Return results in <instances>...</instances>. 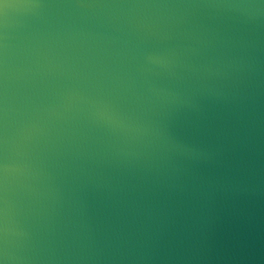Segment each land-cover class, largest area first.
<instances>
[{
	"label": "water",
	"instance_id": "1",
	"mask_svg": "<svg viewBox=\"0 0 264 264\" xmlns=\"http://www.w3.org/2000/svg\"><path fill=\"white\" fill-rule=\"evenodd\" d=\"M3 264H264V0H7Z\"/></svg>",
	"mask_w": 264,
	"mask_h": 264
},
{
	"label": "snow or ice",
	"instance_id": "2",
	"mask_svg": "<svg viewBox=\"0 0 264 264\" xmlns=\"http://www.w3.org/2000/svg\"><path fill=\"white\" fill-rule=\"evenodd\" d=\"M12 5L7 2V0H0V16L6 14V9ZM0 264H3V261H0Z\"/></svg>",
	"mask_w": 264,
	"mask_h": 264
}]
</instances>
